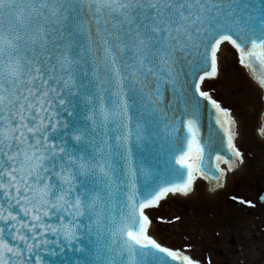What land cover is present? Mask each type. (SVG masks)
Returning <instances> with one entry per match:
<instances>
[{
    "label": "snow or ice",
    "instance_id": "snow-or-ice-1",
    "mask_svg": "<svg viewBox=\"0 0 264 264\" xmlns=\"http://www.w3.org/2000/svg\"><path fill=\"white\" fill-rule=\"evenodd\" d=\"M225 63L264 91V0H0V264H200L151 213L244 164Z\"/></svg>",
    "mask_w": 264,
    "mask_h": 264
},
{
    "label": "rangeland",
    "instance_id": "rangeland-1",
    "mask_svg": "<svg viewBox=\"0 0 264 264\" xmlns=\"http://www.w3.org/2000/svg\"><path fill=\"white\" fill-rule=\"evenodd\" d=\"M209 86L239 123L244 180L228 177L224 189L207 194L206 184L199 182L193 197L162 201L164 208L151 213L154 235L183 247L204 264H264V204L257 199L264 188V140L257 128L261 91L244 68L231 63L222 66L218 80ZM233 195L246 197L256 207L233 205Z\"/></svg>",
    "mask_w": 264,
    "mask_h": 264
},
{
    "label": "water",
    "instance_id": "water-1",
    "mask_svg": "<svg viewBox=\"0 0 264 264\" xmlns=\"http://www.w3.org/2000/svg\"><path fill=\"white\" fill-rule=\"evenodd\" d=\"M249 75V74H248ZM250 77V76H249ZM251 78V77H250ZM251 80H252V78H251ZM261 91V106H262V121H263V126H264V112H263V110H264V95L262 94L263 93V91L262 90H260ZM213 95H214V93H213ZM239 125H238V123H237V128H238V135H237V138H236V144H237V147L240 149V126L238 127ZM258 128V130H259V128L260 127H257ZM258 133H259V131H258ZM259 136V138H260V140H264V137H261L260 135H258ZM246 166H245V162H244V164H242V165H240L239 167H237L236 169H234L233 171H231V172H228L227 173V175H226V177H229V178H235V179H243L244 180V177H243V174H242V171H247V169L245 168ZM197 180H203L202 178H197ZM225 183V180L223 181V184ZM195 185H196V181H195ZM195 185H194V189H193V191H192V193L191 194H189L188 196H186V197H193L194 196V190H195ZM225 188V187H224ZM223 188V189H224ZM208 190V189H207ZM206 190V191H207ZM219 190H221V189H219ZM207 193H210L209 191H207L206 192V194ZM170 196H172V195H170ZM175 196H181V195H175ZM258 199H260V201L261 202H263L264 203V190H260L259 191V198ZM161 204L163 205V203L161 202ZM162 208H164V205H163V207ZM153 219V224H154V218H152ZM152 224V227H151V232H152V234L154 235L155 234V229H154V225ZM154 237L155 238H157L158 239V241H160L161 243H163V244H165V245H167V246H172V247H174V248H180L179 246H177V245H175V244H173V243H171V242H168V241H166V240H164V239H162V238H160V237H158V236H156V235H154ZM186 254H188V251L186 250ZM60 258H61V256L60 255H57V256H55V257H51L50 259L51 260H53V261H56V262H58L59 260H60ZM198 261H200V264H204V260H199V259H197Z\"/></svg>",
    "mask_w": 264,
    "mask_h": 264
},
{
    "label": "bare ground",
    "instance_id": "bare-ground-1",
    "mask_svg": "<svg viewBox=\"0 0 264 264\" xmlns=\"http://www.w3.org/2000/svg\"><path fill=\"white\" fill-rule=\"evenodd\" d=\"M234 118H235V117H234ZM235 119H236V118H235ZM236 121H237V119H236ZM237 123H238V121H237ZM238 125H239V123H238ZM261 126H263V121H262V119L260 120V125H259V127H261ZM227 178H228V177L225 178V181H227ZM199 182H203L204 184H205V183L208 184V182L205 181V180H196L195 190H196L197 185H198ZM195 190H194V191H195ZM216 192H217V191H216ZM211 193H212V192H211ZM213 193H215V192H213ZM168 198L170 199L171 196H169Z\"/></svg>",
    "mask_w": 264,
    "mask_h": 264
}]
</instances>
